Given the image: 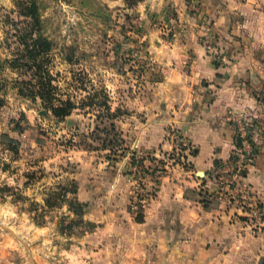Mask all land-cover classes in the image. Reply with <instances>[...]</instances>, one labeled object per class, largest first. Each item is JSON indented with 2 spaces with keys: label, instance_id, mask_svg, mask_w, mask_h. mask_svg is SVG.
Wrapping results in <instances>:
<instances>
[{
  "label": "crops",
  "instance_id": "obj_1",
  "mask_svg": "<svg viewBox=\"0 0 264 264\" xmlns=\"http://www.w3.org/2000/svg\"><path fill=\"white\" fill-rule=\"evenodd\" d=\"M147 3L138 57L160 81L128 132L138 152L167 157L163 171L147 179L139 214L132 178L105 167L85 180L76 197L94 228L67 249L51 246L58 263L39 264H264V0ZM244 115L254 120L256 157L227 187Z\"/></svg>",
  "mask_w": 264,
  "mask_h": 264
},
{
  "label": "rangeland",
  "instance_id": "obj_2",
  "mask_svg": "<svg viewBox=\"0 0 264 264\" xmlns=\"http://www.w3.org/2000/svg\"><path fill=\"white\" fill-rule=\"evenodd\" d=\"M147 1L0 0V264L58 263L51 246L94 228L76 195L105 167L134 180L132 210L152 193L167 157L128 132L160 81L138 57Z\"/></svg>",
  "mask_w": 264,
  "mask_h": 264
},
{
  "label": "built area",
  "instance_id": "obj_3",
  "mask_svg": "<svg viewBox=\"0 0 264 264\" xmlns=\"http://www.w3.org/2000/svg\"><path fill=\"white\" fill-rule=\"evenodd\" d=\"M254 120L251 117L243 116L237 119L236 121V141L237 144L235 146L232 160H231V168H229V178H225V182L227 183V187L239 186L244 174L252 165L255 157L256 150L254 143L256 142V133L254 130ZM240 140V143L238 142ZM221 174H223V179L225 173H227L224 169L220 170ZM147 199V198H146ZM146 199L138 200L133 208L135 213H140L139 210H142Z\"/></svg>",
  "mask_w": 264,
  "mask_h": 264
},
{
  "label": "trees",
  "instance_id": "obj_4",
  "mask_svg": "<svg viewBox=\"0 0 264 264\" xmlns=\"http://www.w3.org/2000/svg\"><path fill=\"white\" fill-rule=\"evenodd\" d=\"M138 1H136L137 3ZM39 19V18H38ZM39 21V20H38ZM40 22V21H39ZM108 108V106H107ZM73 109V104L71 102H68V106H62V107H57V108H54V113L57 117L59 118H66L67 116H69L71 114V111ZM109 109V108H108ZM13 143V142H12ZM15 144V143H14ZM115 149V148H113ZM77 201V200H76ZM79 202V201H78ZM79 207L81 208H85L86 211L88 209V204L86 203H79ZM138 220H142V216H138Z\"/></svg>",
  "mask_w": 264,
  "mask_h": 264
},
{
  "label": "water",
  "instance_id": "obj_5",
  "mask_svg": "<svg viewBox=\"0 0 264 264\" xmlns=\"http://www.w3.org/2000/svg\"><path fill=\"white\" fill-rule=\"evenodd\" d=\"M238 142L240 143V140H238Z\"/></svg>",
  "mask_w": 264,
  "mask_h": 264
}]
</instances>
